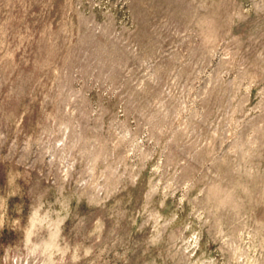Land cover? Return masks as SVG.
<instances>
[{
  "label": "rangeland",
  "instance_id": "1",
  "mask_svg": "<svg viewBox=\"0 0 264 264\" xmlns=\"http://www.w3.org/2000/svg\"><path fill=\"white\" fill-rule=\"evenodd\" d=\"M0 264H264V0H0Z\"/></svg>",
  "mask_w": 264,
  "mask_h": 264
}]
</instances>
